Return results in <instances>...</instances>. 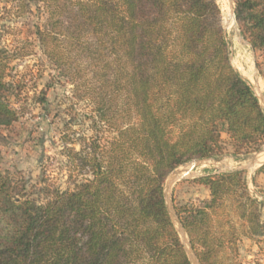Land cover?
Listing matches in <instances>:
<instances>
[{
	"label": "trees",
	"instance_id": "16d2710c",
	"mask_svg": "<svg viewBox=\"0 0 264 264\" xmlns=\"http://www.w3.org/2000/svg\"><path fill=\"white\" fill-rule=\"evenodd\" d=\"M243 36L264 59V0H234ZM42 7L44 54L88 100L95 127L112 132L72 150L73 188L44 202L0 171V264H190L167 213L163 186L180 165L264 143V109L230 60L216 0H19ZM0 49V127L18 120L5 97L14 56ZM258 68L261 64L257 62ZM264 79V69H261ZM264 173V165L259 168ZM211 198L178 206L201 264H226L237 228L264 232L261 202L244 172L196 179ZM227 227V229H225ZM227 230V231H226Z\"/></svg>",
	"mask_w": 264,
	"mask_h": 264
},
{
	"label": "rangeland",
	"instance_id": "374dc122",
	"mask_svg": "<svg viewBox=\"0 0 264 264\" xmlns=\"http://www.w3.org/2000/svg\"><path fill=\"white\" fill-rule=\"evenodd\" d=\"M216 1L222 11L232 64L247 78L257 73L263 79L261 52L241 41L237 20L235 29L227 31V0ZM44 22L42 7L31 4L30 9L22 13L19 0H0V49L16 57L10 61L5 97L19 116L9 127H0V171L25 185L27 192L41 202L48 196L46 190L73 188L87 176V170L80 173L72 162V150L79 151L82 142L90 144L97 138L103 144L104 139L112 136L110 131L97 130L92 104L74 94V85L60 75L44 54L36 34ZM258 82L260 84L259 80L254 83ZM222 140L224 151L221 154L194 159L175 169L186 171L193 167L192 171L199 174L175 184L173 196L178 206H199L211 198L210 189L196 180L200 176L247 164L254 154L264 150L263 143L254 152L235 154L225 131H222ZM197 160L201 162L197 164ZM242 172L249 192L261 202V220L264 222V173L259 169ZM233 218L238 229L236 252L231 246L225 247L222 257L226 264H264V232L245 235L240 221L236 216Z\"/></svg>",
	"mask_w": 264,
	"mask_h": 264
},
{
	"label": "water",
	"instance_id": "95a60500",
	"mask_svg": "<svg viewBox=\"0 0 264 264\" xmlns=\"http://www.w3.org/2000/svg\"><path fill=\"white\" fill-rule=\"evenodd\" d=\"M228 2H229V5L231 7L232 15L234 16V18L236 20L235 3L233 0H228ZM239 34H240L241 41L245 44H249L253 48L252 44L245 40V37L242 35L241 31H239ZM225 36L227 39L226 32H225ZM227 42H228V39H227ZM228 45H229V42H228ZM230 60L232 62V57H230ZM241 75L243 78H245L249 81V83H250L252 89L254 90L261 106L264 109V94L262 92H260V89H259L260 87H259L258 83L251 82L250 79L247 78L242 73H241ZM199 162H201V161L200 160L196 161L197 164ZM263 165H264V150H261L260 152L254 154L247 164L239 165V166H236L234 168L230 167L227 169H219L218 173H223V172H228V171H245V170L256 171ZM197 176H199V174L196 172H193V171L188 172V171H184L182 169L173 170L171 172V174L169 176H167L165 183H164V186H163V196H164V202H165V207H166L167 213L169 215V218H170L172 225L174 226L176 233L178 234V236L180 238V241L183 245L185 254H186L190 264H201V262L197 256L194 248H193L189 233H188L187 229L185 228L183 222L181 221V219H180V217L176 211L173 194H174L175 184L178 181H180L182 179H187V178H195Z\"/></svg>",
	"mask_w": 264,
	"mask_h": 264
},
{
	"label": "bare ground",
	"instance_id": "6f19581e",
	"mask_svg": "<svg viewBox=\"0 0 264 264\" xmlns=\"http://www.w3.org/2000/svg\"><path fill=\"white\" fill-rule=\"evenodd\" d=\"M227 5H228V8H227V12L225 14L226 15L225 16V27H226L227 31H232L233 29H235V18L232 15L228 0H227ZM249 78L252 82H255L257 80L260 81V84L258 82V85L260 87L259 89H260V92H262L264 94V80L261 78V76H258L257 73H256V75L252 73L251 75H249ZM193 169L194 168L191 167L186 171L191 172Z\"/></svg>",
	"mask_w": 264,
	"mask_h": 264
}]
</instances>
